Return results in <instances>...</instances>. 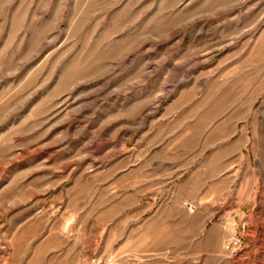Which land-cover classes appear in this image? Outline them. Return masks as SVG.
Returning <instances> with one entry per match:
<instances>
[{"label":"rangeland","instance_id":"obj_1","mask_svg":"<svg viewBox=\"0 0 264 264\" xmlns=\"http://www.w3.org/2000/svg\"><path fill=\"white\" fill-rule=\"evenodd\" d=\"M0 264H264V0H0Z\"/></svg>","mask_w":264,"mask_h":264},{"label":"built area","instance_id":"obj_2","mask_svg":"<svg viewBox=\"0 0 264 264\" xmlns=\"http://www.w3.org/2000/svg\"><path fill=\"white\" fill-rule=\"evenodd\" d=\"M241 234H234L233 237H232V243L233 245L235 246H239L241 244Z\"/></svg>","mask_w":264,"mask_h":264}]
</instances>
